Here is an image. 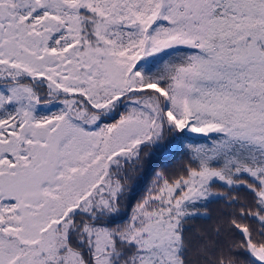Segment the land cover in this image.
<instances>
[{
  "label": "snow or ice",
  "instance_id": "1",
  "mask_svg": "<svg viewBox=\"0 0 264 264\" xmlns=\"http://www.w3.org/2000/svg\"><path fill=\"white\" fill-rule=\"evenodd\" d=\"M0 264H264V0H0Z\"/></svg>",
  "mask_w": 264,
  "mask_h": 264
}]
</instances>
